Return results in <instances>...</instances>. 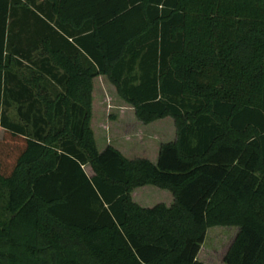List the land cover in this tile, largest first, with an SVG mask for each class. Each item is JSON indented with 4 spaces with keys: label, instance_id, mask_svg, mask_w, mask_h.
I'll use <instances>...</instances> for the list:
<instances>
[{
    "label": "trees",
    "instance_id": "obj_1",
    "mask_svg": "<svg viewBox=\"0 0 264 264\" xmlns=\"http://www.w3.org/2000/svg\"><path fill=\"white\" fill-rule=\"evenodd\" d=\"M98 75L175 120L155 161L97 149ZM0 128V244L31 264H208L215 225L238 227L226 264H264V0H0Z\"/></svg>",
    "mask_w": 264,
    "mask_h": 264
},
{
    "label": "rangeland",
    "instance_id": "obj_2",
    "mask_svg": "<svg viewBox=\"0 0 264 264\" xmlns=\"http://www.w3.org/2000/svg\"><path fill=\"white\" fill-rule=\"evenodd\" d=\"M92 106L90 127L93 131L96 147L100 151L107 144L117 148L128 158L144 157L156 160V152L162 142L174 140L177 135L175 120L166 116L144 123L137 118L134 108L119 95L116 87L106 75H98L92 80ZM3 130L0 128V138ZM90 175L89 166H85ZM3 190L0 188V221L9 216L4 212ZM133 200L141 206H153L158 202H169L171 193L153 185L133 189ZM166 205V204H165ZM238 231L236 226H210L206 229L205 239L198 252L197 259L208 264H226L224 255ZM19 239L35 241L32 233L25 232ZM21 240L19 243H22ZM0 250L14 252L18 258L16 264H31V257L19 246L11 249L0 244ZM2 264H10L2 260Z\"/></svg>",
    "mask_w": 264,
    "mask_h": 264
},
{
    "label": "crops",
    "instance_id": "obj_3",
    "mask_svg": "<svg viewBox=\"0 0 264 264\" xmlns=\"http://www.w3.org/2000/svg\"><path fill=\"white\" fill-rule=\"evenodd\" d=\"M170 141H172V140H170ZM167 142V141H166ZM157 152H158V150H157ZM157 152H156V157H157ZM131 196H132V198H133V195L131 194ZM172 195H171V199H170V201L169 202H163L164 204H166L167 206L168 205H170L171 203H172ZM136 202V201H135ZM137 203V202H136ZM158 203H162V202H158ZM138 204V203H137ZM141 206V205H140ZM143 207H150V206H143Z\"/></svg>",
    "mask_w": 264,
    "mask_h": 264
}]
</instances>
